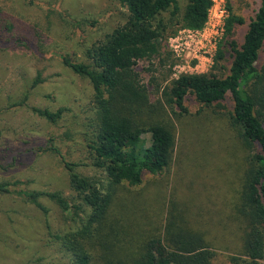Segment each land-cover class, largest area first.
Here are the masks:
<instances>
[{
	"label": "rangeland",
	"instance_id": "rangeland-1",
	"mask_svg": "<svg viewBox=\"0 0 264 264\" xmlns=\"http://www.w3.org/2000/svg\"><path fill=\"white\" fill-rule=\"evenodd\" d=\"M187 0H180L184 9ZM215 8L204 28L195 33L172 26L163 38V58L141 61L150 67L161 89L182 73L214 72L227 75L231 51L216 64L223 35L217 33L218 12H232L247 20L252 0H214ZM0 10L14 16L16 32L24 31L41 44L44 56L17 45L0 49V182L19 181L14 189L60 191L74 195L64 158L76 162L86 175L103 177L93 167L86 138L93 136L96 117L94 89L88 78L75 73L57 55L87 61L86 49L124 24L129 16L120 0H0ZM167 19L168 15L164 14ZM11 19V18H10ZM225 19V22H226ZM9 22V21H8ZM238 28V27H237ZM236 28V29H237ZM264 64V48L258 66ZM43 79L33 86L35 78ZM156 86V84H155ZM151 99L160 94L150 86ZM206 106L187 95L188 112L175 119L177 145L171 164L161 172L144 171L140 185H126L119 195L141 196L147 201L144 227L163 230L177 204L193 229L205 235L215 249L214 264H232L242 255L244 224L240 193L252 152L234 130L230 104ZM33 106L57 110L64 116L52 123ZM146 146L151 135H144ZM57 146L60 154L49 150ZM47 211L11 193H0V264H71L69 253L54 234L65 233L81 222L71 218L50 198L42 197ZM145 215V213H144Z\"/></svg>",
	"mask_w": 264,
	"mask_h": 264
},
{
	"label": "trees",
	"instance_id": "trees-1",
	"mask_svg": "<svg viewBox=\"0 0 264 264\" xmlns=\"http://www.w3.org/2000/svg\"><path fill=\"white\" fill-rule=\"evenodd\" d=\"M127 7V21L85 51L87 61L60 54V60L75 73L86 77L94 89L96 117L92 138L86 147L93 167L103 177L86 175L77 163L64 158L72 196L60 191L14 189L19 181L0 182V193H11L47 211L41 200L50 198L81 224L65 233L54 234L69 253L71 264H214L215 249L205 235L190 227L177 204L161 230L144 227L149 205L141 196L119 195L126 185L137 186L144 171L152 174L167 168L177 145L175 119L187 113V95L193 94L206 106L230 104V120L244 145L256 147L240 193V217L244 224L242 255L232 264H264V64L258 66L264 48V0H252L247 20L236 16L228 4L215 63L230 51L227 75L214 72L182 73L161 89L151 68L141 61L163 58V38L172 26L201 30L209 18L213 0H120ZM164 14L168 18H164ZM11 18V19H10ZM14 16L0 10V49L25 45L44 56L41 44L26 32H16ZM9 21V22H8ZM238 27V28H237ZM237 28V29H236ZM143 75V76H142ZM41 74L33 86L42 82ZM156 84V86H155ZM160 94L151 99V90ZM39 116L57 123L66 107L57 110L33 106ZM175 117V119H174ZM151 135L146 146L145 134ZM62 153L55 145L48 147ZM145 213V215H144ZM149 216V217H147Z\"/></svg>",
	"mask_w": 264,
	"mask_h": 264
},
{
	"label": "built area",
	"instance_id": "built-area-1",
	"mask_svg": "<svg viewBox=\"0 0 264 264\" xmlns=\"http://www.w3.org/2000/svg\"><path fill=\"white\" fill-rule=\"evenodd\" d=\"M214 8H215V4H213L212 8L209 11L208 20H210V18L212 17V14L214 12ZM226 16H227V11L224 8H220L219 12H218V20H217L218 21L217 33L220 36H222L224 34V31H225V19H226ZM196 31H199V30H191V29H189V32H191V33H195Z\"/></svg>",
	"mask_w": 264,
	"mask_h": 264
}]
</instances>
